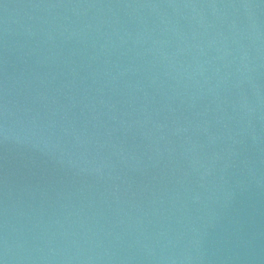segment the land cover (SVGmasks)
I'll return each instance as SVG.
<instances>
[{"label":"water","instance_id":"1","mask_svg":"<svg viewBox=\"0 0 264 264\" xmlns=\"http://www.w3.org/2000/svg\"><path fill=\"white\" fill-rule=\"evenodd\" d=\"M0 264H157L0 88Z\"/></svg>","mask_w":264,"mask_h":264}]
</instances>
